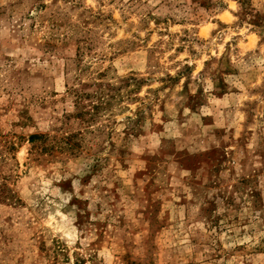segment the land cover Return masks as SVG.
Listing matches in <instances>:
<instances>
[{
	"label": "rangeland",
	"instance_id": "374dc122",
	"mask_svg": "<svg viewBox=\"0 0 264 264\" xmlns=\"http://www.w3.org/2000/svg\"><path fill=\"white\" fill-rule=\"evenodd\" d=\"M0 264H264V0H0Z\"/></svg>",
	"mask_w": 264,
	"mask_h": 264
}]
</instances>
